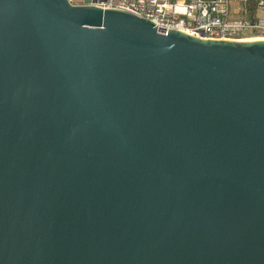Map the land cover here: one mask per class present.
I'll use <instances>...</instances> for the list:
<instances>
[{
    "label": "water",
    "instance_id": "obj_1",
    "mask_svg": "<svg viewBox=\"0 0 264 264\" xmlns=\"http://www.w3.org/2000/svg\"><path fill=\"white\" fill-rule=\"evenodd\" d=\"M0 0V264H264V37Z\"/></svg>",
    "mask_w": 264,
    "mask_h": 264
},
{
    "label": "built area",
    "instance_id": "obj_2",
    "mask_svg": "<svg viewBox=\"0 0 264 264\" xmlns=\"http://www.w3.org/2000/svg\"><path fill=\"white\" fill-rule=\"evenodd\" d=\"M75 6L125 10L153 21L159 31L181 30L204 39L242 40L249 31L264 32L256 16L232 17L231 0H69ZM259 7L264 9V0Z\"/></svg>",
    "mask_w": 264,
    "mask_h": 264
},
{
    "label": "rangeland",
    "instance_id": "obj_3",
    "mask_svg": "<svg viewBox=\"0 0 264 264\" xmlns=\"http://www.w3.org/2000/svg\"><path fill=\"white\" fill-rule=\"evenodd\" d=\"M248 3H249L248 0H231L232 17L256 16L264 20V9L260 8L258 5L256 12L253 13L252 11L249 10ZM262 37H264V32H260V31H249L243 36V38H249V39L262 38Z\"/></svg>",
    "mask_w": 264,
    "mask_h": 264
},
{
    "label": "trees",
    "instance_id": "obj_4",
    "mask_svg": "<svg viewBox=\"0 0 264 264\" xmlns=\"http://www.w3.org/2000/svg\"><path fill=\"white\" fill-rule=\"evenodd\" d=\"M249 3V10L252 11L253 13L256 12V9L258 8L260 0H248Z\"/></svg>",
    "mask_w": 264,
    "mask_h": 264
},
{
    "label": "bare ground",
    "instance_id": "obj_5",
    "mask_svg": "<svg viewBox=\"0 0 264 264\" xmlns=\"http://www.w3.org/2000/svg\"><path fill=\"white\" fill-rule=\"evenodd\" d=\"M246 40H250L249 38H245V39H242V40H235V41H246Z\"/></svg>",
    "mask_w": 264,
    "mask_h": 264
}]
</instances>
